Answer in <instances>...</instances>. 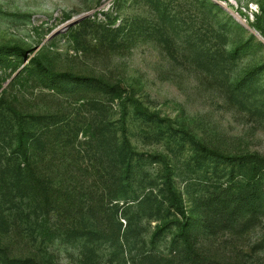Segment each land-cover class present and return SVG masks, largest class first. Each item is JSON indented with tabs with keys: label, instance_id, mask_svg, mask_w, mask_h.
I'll list each match as a JSON object with an SVG mask.
<instances>
[{
	"label": "rangeland",
	"instance_id": "374dc122",
	"mask_svg": "<svg viewBox=\"0 0 264 264\" xmlns=\"http://www.w3.org/2000/svg\"><path fill=\"white\" fill-rule=\"evenodd\" d=\"M0 264H264V0H0Z\"/></svg>",
	"mask_w": 264,
	"mask_h": 264
},
{
	"label": "trees",
	"instance_id": "16d2710c",
	"mask_svg": "<svg viewBox=\"0 0 264 264\" xmlns=\"http://www.w3.org/2000/svg\"><path fill=\"white\" fill-rule=\"evenodd\" d=\"M18 142H19V144L17 145V149L13 152V153H15V154H17V155H25L26 154V152L23 150V145H24V142H23V140H22V138H19V140H18ZM118 143V145L119 146H121V148H120V150H119V152H118V155H119V160L121 161V164L125 161V159H126V165H125V167L123 168V166H122V171H123V175H122V178H123V185L125 184L126 186H128V188H130V190H129V193L123 188V189H121V190H119L118 191V195H123L125 198H132V199H129L126 203L129 205V203L130 202H137V199L135 198V194L134 193H136V187L135 186H133V182L132 181H130V179L132 180V178H131V174H130V171H131V169H132V162H133V153L132 152H130L129 150H128V148H127V146H128V143H127V140H126V137H125V135H121V139H120V141H118L117 142ZM21 149V150H20ZM20 150V151H19ZM124 159V160H123ZM136 161H141V160H147L146 158H143V155L141 154V155H136ZM152 162H154V160L152 161ZM137 166V165H136ZM119 167L121 168V166L119 165ZM19 171H20V173L22 172V168H19ZM127 177V178H126ZM168 179V181H167V185H168V190L170 189L171 190V188H170V186H171V183H170V181H169V177L167 178ZM125 182V183H124ZM122 185V186H123ZM152 192V190L149 188V190H147V192H146V194H150ZM173 194V193H172Z\"/></svg>",
	"mask_w": 264,
	"mask_h": 264
}]
</instances>
